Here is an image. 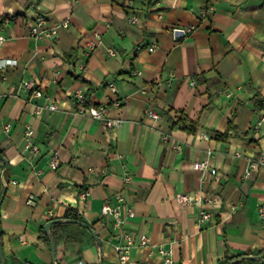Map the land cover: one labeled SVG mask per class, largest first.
Instances as JSON below:
<instances>
[{"label":"crops","instance_id":"1","mask_svg":"<svg viewBox=\"0 0 264 264\" xmlns=\"http://www.w3.org/2000/svg\"><path fill=\"white\" fill-rule=\"evenodd\" d=\"M212 1L214 10L202 17L204 0H154L151 6L147 0H0V60L14 62L0 70V151L9 168L0 205L5 264H51L39 231L68 209L93 228L102 264H120L113 246L121 240L100 212L116 195L133 210L132 217L122 210L133 237L125 264H162L139 245L141 235L170 249L174 264L264 254L258 213L264 168L243 178L246 158L264 153V122L257 126L264 117V0ZM37 15L48 26L67 21L68 27L54 39H34L30 26ZM133 15L136 24L129 21ZM191 26V33L174 34ZM89 41L98 46L84 60ZM25 81L33 88L23 87ZM77 90L84 107L109 105L108 117L123 124L108 129L77 113ZM114 101L119 107L111 106ZM47 104L56 110L35 114L36 106ZM146 109L160 118L146 117ZM24 124L33 129L37 154L25 147ZM229 124L228 135L216 138ZM208 150L202 174L193 164ZM52 153L60 160L55 171L48 167ZM4 170L0 166V197ZM193 192L215 203L206 224L197 223V207L176 202L177 194ZM54 232L60 243L61 235L66 238L58 264H98L84 228L63 224Z\"/></svg>","mask_w":264,"mask_h":264},{"label":"built area","instance_id":"2","mask_svg":"<svg viewBox=\"0 0 264 264\" xmlns=\"http://www.w3.org/2000/svg\"><path fill=\"white\" fill-rule=\"evenodd\" d=\"M214 10V4L212 0H204V5L200 9L199 14L200 16L204 17L209 12ZM129 21L132 24H136L138 22V17L136 15H133L130 17ZM68 22L63 21L58 24H54L51 26H48L47 20L42 15H37L30 26V34L34 39H54L56 38L58 34V30L61 28H67ZM194 30V27H188L185 30H175V35H182V34H188L191 33ZM97 36V35H95ZM5 42V37L0 34V46ZM98 46V43L95 41H89L85 45V48L83 50V58L84 60L88 59L93 52L96 50ZM154 48H150V51H153ZM111 56H114V52H109ZM14 62L10 60H0V70L4 68L7 65H12ZM85 69V64H82L80 66V70ZM56 76V74H55ZM174 74L169 75V82H171L174 79ZM23 87L27 89L33 88V83L31 81H25L22 82ZM190 85H195L194 80H190ZM109 88L112 92H115V86L114 84H110ZM34 95L38 96L39 92L34 91ZM72 98L77 105V113L87 115L88 117L92 118L93 120L101 122L106 128L108 129H114L117 127H120L123 124L122 119H112L108 117V109L109 105L102 104L99 106H86L84 107L83 104L85 102V97L83 93L80 90H77L73 93ZM120 102L114 101L112 102V107H119ZM48 111H55L56 105L55 104H47L44 106H36L35 107V114L41 115V113L44 110ZM146 117L157 120L160 118L159 114L146 109L145 110ZM264 122V117L260 119V121L257 123V126H260L261 123ZM4 131H9V126H4ZM23 134L26 141V149L31 150L34 154L38 153V147L32 142L33 137V129L27 125H23ZM202 139L207 140L208 135L207 134H201L200 136ZM168 135H162V141L167 142L169 141ZM178 152L181 151V147L179 145L174 147ZM212 156L211 151L206 152V159L202 161L195 162L193 164L194 170L205 173L208 170V158ZM236 157H241V154L236 153ZM121 158V156H119ZM60 166V160L56 153H52L49 156L48 160V167L50 170H57ZM264 168V153L259 155L256 158H246V168L243 172V178H248L249 175L252 172H256L259 169ZM131 180L130 174L125 170L123 174V183L127 184ZM30 202V201H29ZM28 202V203H29ZM176 202L181 207H197L198 208V217H197V223L199 225L206 224L209 222L212 218V213L208 208H213L215 206V203L212 199L204 197L200 192H193V193H183V194H177L176 195ZM122 210H124L126 217H132L133 216V210L130 207H127L125 205V201L121 195L115 196V203L109 204L104 203L101 207V216L103 219H109L111 220V226L112 230L117 234V236L120 238V242L117 244H114L113 248L117 255L118 261L120 264H125L129 259V253L133 246V237L130 232H128L125 229V221L122 217ZM259 216L264 219V206H260L258 208ZM139 245L142 248H146L149 251V254L156 253L162 258V264H174L173 258H172V251L170 249H166L163 247H157L151 244L149 238L146 235H141L139 239Z\"/></svg>","mask_w":264,"mask_h":264},{"label":"water","instance_id":"3","mask_svg":"<svg viewBox=\"0 0 264 264\" xmlns=\"http://www.w3.org/2000/svg\"><path fill=\"white\" fill-rule=\"evenodd\" d=\"M0 162H2L4 164V167H5V170H6L8 168V161L6 160V158H0ZM3 184H4V189H3V192H2L1 197H0V205H1L2 199L4 198V195L6 193L8 181H4V179H3ZM54 224H73V225H77L79 227H82V228L86 229L91 234V236L93 238V241H94V243H95V245L97 247L98 257H99L98 264H102V252H101L100 242H99V239H98L97 235L95 234L93 228L90 225L86 224V223H82V222H79V221H76V220L63 219V218L50 220V221L46 222L44 224V226H43V231L45 232V234H46V236L48 238V241H49V250H50V256H51V264H57L54 241H53V238H52V235H51V227ZM247 260L258 261V262L264 264V259H262L258 255L240 256L239 258L233 260L229 264H240L243 261H247ZM0 264H5L4 256H3V252H2V247H1V241H0Z\"/></svg>","mask_w":264,"mask_h":264},{"label":"trees","instance_id":"4","mask_svg":"<svg viewBox=\"0 0 264 264\" xmlns=\"http://www.w3.org/2000/svg\"><path fill=\"white\" fill-rule=\"evenodd\" d=\"M154 0H147V3H148V6H151L152 3H153ZM0 25H1V21H0ZM233 128L231 126V124L228 125V128L226 129L225 132L221 133V134H215V137L216 138H220V137H226L229 133V131H231ZM0 158H4L3 155H2V152L0 151ZM4 164L2 162H0V166H3ZM9 168H7L6 170H4V175H3V179L4 181H9ZM63 219H70V220H76V221H79V222H82V223H85L82 219V217L78 214V212H76L75 210H71V209H68L65 211L64 213V216H63ZM54 220V219H53ZM61 225L63 224H54L52 226V232H51V235H52V238H53V241H54V246H55V252H56V261H57V264L59 263L61 257H62V253L64 251V246H65V241H66V238L64 235H61V243L59 242V239L57 238V236L55 235V228H58L60 227ZM76 228L78 227L79 229H83L79 226H75ZM85 232H87L85 229H84ZM89 233V232H88ZM38 238L40 241H42L45 246L47 248H49V241H48V238L45 234V232L43 231V227L40 229L39 231V235H38ZM0 241H1V233H0ZM258 256H260L262 259H264V254H258ZM240 256H235V257H225L222 261H220L218 264H229L230 262H232L233 260L239 258ZM250 261L252 264L254 263H259V264H262L258 261H253V260H248ZM244 263V261L242 262ZM240 263V264H242Z\"/></svg>","mask_w":264,"mask_h":264},{"label":"rangeland","instance_id":"5","mask_svg":"<svg viewBox=\"0 0 264 264\" xmlns=\"http://www.w3.org/2000/svg\"><path fill=\"white\" fill-rule=\"evenodd\" d=\"M66 227H69V228H72V227H74V228H76L75 226H77V225H73V224H64ZM78 228V227H77ZM257 264H259V263H257Z\"/></svg>","mask_w":264,"mask_h":264}]
</instances>
